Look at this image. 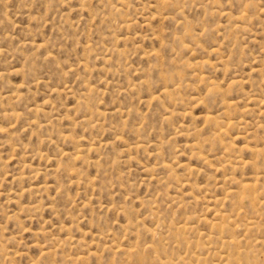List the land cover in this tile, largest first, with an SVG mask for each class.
<instances>
[{
  "label": "rangeland",
  "instance_id": "374dc122",
  "mask_svg": "<svg viewBox=\"0 0 264 264\" xmlns=\"http://www.w3.org/2000/svg\"><path fill=\"white\" fill-rule=\"evenodd\" d=\"M246 184L264 0H0V264H264Z\"/></svg>",
  "mask_w": 264,
  "mask_h": 264
},
{
  "label": "bare ground",
  "instance_id": "6f19581e",
  "mask_svg": "<svg viewBox=\"0 0 264 264\" xmlns=\"http://www.w3.org/2000/svg\"><path fill=\"white\" fill-rule=\"evenodd\" d=\"M240 27V26H239ZM205 61H201V62H198L199 65H204ZM248 111V110H247ZM246 111V112H247ZM230 125V122L227 123V127H229ZM224 127V126H223ZM221 131V130H220ZM231 150V149H230ZM239 160V159H238ZM228 163V162H227ZM234 163V162H233ZM167 167V165H166ZM257 185V184H256ZM243 192H244V195L247 194V197L244 196L243 197V202H248L250 204H252L255 208L257 207H262V205H264V196H261L260 193L258 192V188L254 185H251V184H246V185H243ZM217 200V199H216ZM236 202V201H235ZM242 202V203H243ZM253 207V208H254ZM254 211V210H253ZM256 214V213H255ZM254 214V215H255ZM258 217V215H257ZM256 216H247V218L245 219L248 223H254L255 221L257 222ZM216 221H222V222H233V219L231 216H224V215H221L220 213H216ZM222 222L220 224H222ZM219 222L215 223V225H217ZM256 224V223H255ZM230 225V224H229ZM185 226H183V230L187 229L186 227L184 228ZM219 228V227H218ZM226 228V226H225ZM230 228V227H229ZM190 229V228H189ZM159 230V229H158ZM182 230V229H181ZM184 230V231H185ZM216 230V229H215ZM227 230V228H226ZM160 232V231H159ZM181 232V231H180ZM186 232V231H185ZM218 232V231H217ZM227 232V231H226ZM225 232V233H226ZM229 232V230H228ZM156 234V233H155ZM184 234V233H183ZM223 234V233H221ZM160 235V234H158ZM224 235V234H223ZM222 235V236H223ZM207 236V235H206ZM209 236V235H208ZM224 237V236H223ZM219 238L222 239V237L220 236ZM220 239V240H221ZM229 239V238H227ZM217 240V239H216ZM222 243L225 244V247L226 245L228 246H234V247H238L240 246V244L235 241L234 239H231V240H223L222 239ZM210 244V243H209ZM150 249V248H149ZM242 251V250H241ZM240 251V252H241ZM127 254L128 256L130 257V260L133 264H142L143 263V260H142V257H141V254H140V251L138 248L136 247H131L127 250ZM219 256V255H218ZM185 257V256H184ZM192 255L190 254V259H191ZM189 258V257H188ZM194 258V261H190V262H186L187 258L184 259L182 257H178V263L177 264H201V258L198 254H194L192 259ZM239 259V258H238ZM204 260V259H203ZM168 264H176L174 262H172V260L168 261ZM219 264H243L242 262H239V260L237 259H230L229 257L227 256H220V259H219ZM245 264V262H244ZM251 264V263H250Z\"/></svg>",
  "mask_w": 264,
  "mask_h": 264
}]
</instances>
